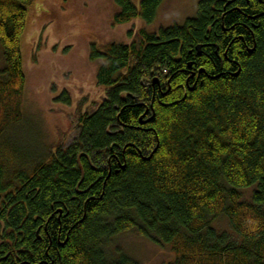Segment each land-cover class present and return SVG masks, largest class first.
Masks as SVG:
<instances>
[{"label": "trees", "instance_id": "obj_1", "mask_svg": "<svg viewBox=\"0 0 264 264\" xmlns=\"http://www.w3.org/2000/svg\"><path fill=\"white\" fill-rule=\"evenodd\" d=\"M163 2L115 0L113 25ZM31 4L0 0V264H138L114 246L128 232L170 264H264V0H201L182 26L93 46L105 98L43 158L11 140Z\"/></svg>", "mask_w": 264, "mask_h": 264}, {"label": "rangeland", "instance_id": "obj_2", "mask_svg": "<svg viewBox=\"0 0 264 264\" xmlns=\"http://www.w3.org/2000/svg\"><path fill=\"white\" fill-rule=\"evenodd\" d=\"M131 1L139 8L141 0ZM200 1L164 0L151 24L136 19L114 26L120 11L115 0H32L21 37L26 81L22 120L11 133L13 144L40 158L54 153L58 146H69L77 136L79 116L95 111L105 98V89L96 82L99 62L89 59L92 47L102 51L110 43L129 45L140 30L157 33L161 28L182 26L196 16ZM3 66L0 46V70ZM63 93L70 98L69 106L57 102ZM251 193V189L243 191V199L250 200ZM215 227L231 234L222 218ZM114 246L138 264L174 260L168 248L134 232L116 237Z\"/></svg>", "mask_w": 264, "mask_h": 264}]
</instances>
